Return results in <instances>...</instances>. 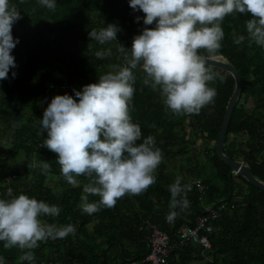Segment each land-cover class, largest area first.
Masks as SVG:
<instances>
[{"label":"trees","instance_id":"trees-1","mask_svg":"<svg viewBox=\"0 0 264 264\" xmlns=\"http://www.w3.org/2000/svg\"><path fill=\"white\" fill-rule=\"evenodd\" d=\"M20 12L12 28L19 42L11 51L16 67L0 81V199L20 194L57 205L56 217H41L58 226L74 225L76 231L64 239L39 242L32 250L35 260L21 261L22 250L6 249L0 242V264H146L145 240L152 227L169 236L172 250L166 264H264V192L234 174L218 159L215 143L226 107L235 89L230 73L210 84L217 91L212 104L199 114L174 115L158 90L143 84L144 72L133 70L135 93L130 115L142 131L141 141L151 135L163 154L156 170V183L141 195H125L115 207L94 214L81 209V197L97 202L99 197L83 192L85 176L75 185L61 175L57 155L43 147L47 133L40 135L39 121L51 100L70 95L97 83L111 65L124 66L117 44L129 52L133 38L145 27V14L134 11L130 0H55L49 10L39 0H10ZM137 17L139 21L137 22ZM250 14L234 13L222 22L224 39L213 59L232 65L242 89L237 99L224 141V154L246 164L251 175L264 184V47L252 42L246 22ZM108 24L119 28L117 40L99 44L89 32ZM243 35L241 44L234 41ZM117 43V44H116ZM112 50L97 59L96 51ZM15 73V77H13ZM50 163L45 174L39 162ZM179 178L186 192L185 208L170 209L169 186ZM52 181L53 185L48 186ZM195 181L203 186L199 192ZM12 189L11 195L8 189ZM218 216L210 221V249L198 245L178 246V229L193 228L200 216ZM178 212L173 222L166 217ZM27 251V250H25Z\"/></svg>","mask_w":264,"mask_h":264},{"label":"clouds","instance_id":"clouds-1","mask_svg":"<svg viewBox=\"0 0 264 264\" xmlns=\"http://www.w3.org/2000/svg\"><path fill=\"white\" fill-rule=\"evenodd\" d=\"M39 3L49 10L56 8L55 0ZM129 6L145 14L144 25L155 22V27H145L136 35L130 52L116 43L125 65H111L112 70L99 76L97 83L73 90L76 99L67 94L55 96L39 121L40 135L47 133L42 146L57 155L65 181L75 185L76 177L85 176L88 183L83 192L100 198L89 203L86 195L81 197V209L89 215L102 207H115L125 195L144 193L156 183L155 173L163 162L153 136L138 143L142 131L130 115L135 93L133 70L142 69L143 84L158 90L174 115L199 114L217 95L210 84L226 80L211 63L221 49L225 17L250 14L246 22L248 37L264 47V0H130ZM19 19L16 5L0 0V81L16 67L11 51L19 41L14 40L12 28ZM118 31L116 25L108 24L90 31L89 38L104 45L116 42ZM244 40L241 35L234 42L239 45ZM111 55L110 48L95 52L97 59ZM39 167L47 174L51 165L40 161ZM169 190L170 209L187 207L188 201L182 196L186 186L179 178ZM60 211L57 205L25 194L0 199V242L6 249H21V261H34L32 250L39 247V242L64 239L76 231L74 225L58 226L41 219L56 217ZM177 215L170 211L166 220L173 222Z\"/></svg>","mask_w":264,"mask_h":264},{"label":"built area","instance_id":"built-area-1","mask_svg":"<svg viewBox=\"0 0 264 264\" xmlns=\"http://www.w3.org/2000/svg\"><path fill=\"white\" fill-rule=\"evenodd\" d=\"M195 183L198 191L202 192L203 186L198 181H195ZM211 210L206 208L205 211L210 214L198 217L193 228L183 225L178 229V246L182 247L192 244L198 245L203 251L210 249L208 235L213 232L210 221L218 216L215 212L211 213ZM146 244L148 254L143 262L146 264H166L167 258L172 250L167 233L152 227L151 234L146 239Z\"/></svg>","mask_w":264,"mask_h":264},{"label":"water","instance_id":"water-1","mask_svg":"<svg viewBox=\"0 0 264 264\" xmlns=\"http://www.w3.org/2000/svg\"><path fill=\"white\" fill-rule=\"evenodd\" d=\"M211 63L214 65V67L230 73L235 81V89L228 101L226 111L222 123L220 125L218 137L215 143L216 155L218 159L222 161L229 168V175L234 174L235 176L240 177L243 181L249 183L251 186L260 189L261 191L264 192V184L260 183L257 179H255L251 175L248 167L244 162L231 160L224 154V141L228 129V124L230 122L231 114L233 112L237 99L240 96L242 89V82L237 71L232 65H229L225 62L216 59H212Z\"/></svg>","mask_w":264,"mask_h":264},{"label":"crops","instance_id":"crops-1","mask_svg":"<svg viewBox=\"0 0 264 264\" xmlns=\"http://www.w3.org/2000/svg\"><path fill=\"white\" fill-rule=\"evenodd\" d=\"M144 242H145V245H146V249H148V248H147V244H146V240H145ZM191 264H198V262H197V261H194V262H192Z\"/></svg>","mask_w":264,"mask_h":264},{"label":"rangeland","instance_id":"rangeland-1","mask_svg":"<svg viewBox=\"0 0 264 264\" xmlns=\"http://www.w3.org/2000/svg\"><path fill=\"white\" fill-rule=\"evenodd\" d=\"M52 181H53V180H51V181L48 182V186H49V187H51V186L53 185Z\"/></svg>","mask_w":264,"mask_h":264}]
</instances>
